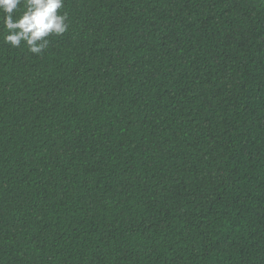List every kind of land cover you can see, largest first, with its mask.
<instances>
[{
    "label": "trees",
    "instance_id": "obj_1",
    "mask_svg": "<svg viewBox=\"0 0 264 264\" xmlns=\"http://www.w3.org/2000/svg\"><path fill=\"white\" fill-rule=\"evenodd\" d=\"M58 14L0 12V264H264V0Z\"/></svg>",
    "mask_w": 264,
    "mask_h": 264
},
{
    "label": "clouds",
    "instance_id": "obj_2",
    "mask_svg": "<svg viewBox=\"0 0 264 264\" xmlns=\"http://www.w3.org/2000/svg\"><path fill=\"white\" fill-rule=\"evenodd\" d=\"M22 3L25 10L20 12ZM62 7L63 0H0L5 43L20 47L24 41L31 53L40 54L48 46V36L67 31L66 15L58 14Z\"/></svg>",
    "mask_w": 264,
    "mask_h": 264
}]
</instances>
